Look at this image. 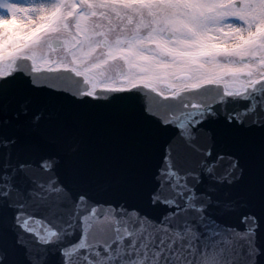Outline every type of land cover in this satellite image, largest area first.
I'll return each mask as SVG.
<instances>
[{"label":"snow or ice","instance_id":"obj_1","mask_svg":"<svg viewBox=\"0 0 264 264\" xmlns=\"http://www.w3.org/2000/svg\"><path fill=\"white\" fill-rule=\"evenodd\" d=\"M0 264H264V0H0Z\"/></svg>","mask_w":264,"mask_h":264}]
</instances>
